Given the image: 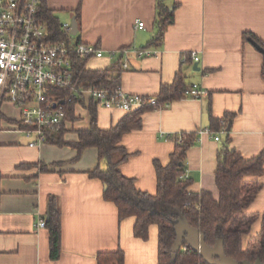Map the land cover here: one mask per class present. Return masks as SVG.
<instances>
[{
  "label": "crops",
  "instance_id": "obj_1",
  "mask_svg": "<svg viewBox=\"0 0 264 264\" xmlns=\"http://www.w3.org/2000/svg\"><path fill=\"white\" fill-rule=\"evenodd\" d=\"M156 1L46 0L57 16L67 14L70 20L80 6L79 40L95 43L104 52L100 58L88 59L95 63H86V67L104 68L117 62L125 92L156 96L161 84L171 83L177 73L186 85L198 83L207 90L200 100L180 97L161 108L145 110L140 128L121 136L120 144L128 157L120 163V170L134 178L137 188L154 192L153 161L167 163L174 148L175 140L166 136L192 133L185 158V169L192 179L189 189L208 190L217 197L216 154L225 131L230 145L244 157L264 152V55L249 38H243V33L250 32L264 43V0H164L169 7L176 5L174 20L166 27L159 46L152 43ZM137 20L144 22V29L135 27ZM125 47H157L158 53L121 57L116 51ZM191 51L200 57L199 69L194 68ZM3 107L0 264H97L98 252L117 248L124 252V264H157L156 225L149 227L146 240L135 237L134 218L119 221L116 206L103 197L102 181L88 175L98 163L97 148L88 146L76 157L77 150L66 144L30 146L24 135L9 129L18 110L9 103ZM12 109L14 114L9 112ZM74 111L77 119L67 122L65 140H75V129L89 125L85 106L76 104ZM125 113L97 105V124L107 128ZM209 113L225 120L226 129L219 133V140L208 132L197 133L209 127ZM42 165H47V171H41ZM260 180L263 186L248 207L259 213L264 211V174ZM50 195L58 203L61 224V251L55 260L49 258L47 228L37 225L47 216ZM259 228L260 218L250 233Z\"/></svg>",
  "mask_w": 264,
  "mask_h": 264
},
{
  "label": "trees",
  "instance_id": "obj_2",
  "mask_svg": "<svg viewBox=\"0 0 264 264\" xmlns=\"http://www.w3.org/2000/svg\"><path fill=\"white\" fill-rule=\"evenodd\" d=\"M175 5L176 3L169 7L164 0L156 1L155 33L152 39L156 46L160 45L166 27L174 20ZM39 16L45 25L48 39L57 41L69 38L62 29L59 17L48 7L46 0L40 2ZM73 17L77 23V32L73 39L79 42V5L74 9ZM243 38L253 39L264 48V43L250 32L243 33ZM88 59L90 58L75 56L73 69L78 82L108 88L120 85L121 67L117 62L109 67L88 68ZM187 86L182 76L177 73L171 83L161 84L155 97L160 103L178 99L182 97V92ZM61 93L64 97L70 94L68 90H62ZM80 103L87 108L88 127L75 129V140H65L63 134L67 129L63 126L50 133L48 142L75 148L76 157L88 146L97 148L98 163L87 171L88 175L102 181L103 197L116 206L119 221L126 217L134 218L132 232L135 237L146 240L149 227L156 225L157 264H207L188 246H185V249L181 247L172 258L171 246L176 235L174 225L177 215L171 214V209L180 210L188 223L197 227L204 235L209 245L221 238L228 256L239 262H253L257 258L264 261V211L259 213L248 210L263 186L260 180V176L264 174L263 151L251 157H244L230 145V138L225 131V137L216 154L214 178L218 196L214 197L208 190H190L192 179L188 176L182 177L186 151L193 142L192 133H183L185 139L182 142L175 140L167 163L162 164L158 159H154L155 191L148 192L137 188L134 178L121 172L120 163L128 157V153L120 144V139L125 132L140 128L141 114L153 107L126 111L117 123L101 128L97 124V104L88 98L74 99L67 105L68 120L77 119L74 106ZM231 116L226 114V117ZM209 128L225 130V120L222 122V119L209 113ZM101 162H104L105 166H101ZM41 171H47V165H42ZM259 218L260 228L255 234H251V227ZM44 221V227L48 230L49 258L55 260L61 251V224L58 203L53 195L48 197V212ZM96 260L97 264H124V252L121 248L100 251L96 254Z\"/></svg>",
  "mask_w": 264,
  "mask_h": 264
},
{
  "label": "built area",
  "instance_id": "obj_3",
  "mask_svg": "<svg viewBox=\"0 0 264 264\" xmlns=\"http://www.w3.org/2000/svg\"><path fill=\"white\" fill-rule=\"evenodd\" d=\"M41 0H0V117L1 106L9 103L18 110L12 129L24 135L30 146L48 142L50 133L66 126L67 105L75 100L92 99L105 108H119L130 111L141 107L161 108L168 102L160 103L153 95H140L125 92L120 85L115 88L85 85L77 81L73 63L75 56L100 58L103 50L95 43L76 42L71 34L70 22L62 23L68 39L50 40L41 17ZM135 27L144 29L142 20ZM121 57L135 53L138 57L156 55L157 47H125L118 51ZM114 54V52L112 53ZM192 61L200 57L196 51L190 52ZM124 65H126L124 63ZM62 90H68L65 96ZM207 90L198 83L189 84L182 97L202 99ZM79 102V101H78ZM1 121V118H0ZM0 129H5L0 123ZM209 127L197 133L208 132L219 140V133ZM177 142L185 139L183 133L167 135ZM185 169L182 177H187ZM40 218L37 225L44 226ZM185 249V246H182Z\"/></svg>",
  "mask_w": 264,
  "mask_h": 264
},
{
  "label": "water",
  "instance_id": "obj_4",
  "mask_svg": "<svg viewBox=\"0 0 264 264\" xmlns=\"http://www.w3.org/2000/svg\"><path fill=\"white\" fill-rule=\"evenodd\" d=\"M70 24L71 34L75 35L77 32V23L74 17L71 18ZM249 40L264 55V48L255 40L250 38ZM194 68L199 69L197 62L194 63ZM227 130H229V125L227 126ZM169 212L177 215V220L174 225L176 235L171 246L172 258L176 256V253L182 246H188L191 250L197 252L207 264H264V261H261L259 258L253 262L248 260L237 261L225 253L221 238L216 239L213 245H209L206 243L204 235L197 227L188 223L180 210L171 209Z\"/></svg>",
  "mask_w": 264,
  "mask_h": 264
},
{
  "label": "rangeland",
  "instance_id": "obj_5",
  "mask_svg": "<svg viewBox=\"0 0 264 264\" xmlns=\"http://www.w3.org/2000/svg\"><path fill=\"white\" fill-rule=\"evenodd\" d=\"M58 17L59 19L63 22V21H69L70 20V16H68L67 14H58ZM95 63V60H88L87 61V65L90 66V65H93ZM5 104V103H4ZM4 104H2V109H4ZM11 114H14L15 112V109H12L11 111H9Z\"/></svg>",
  "mask_w": 264,
  "mask_h": 264
}]
</instances>
